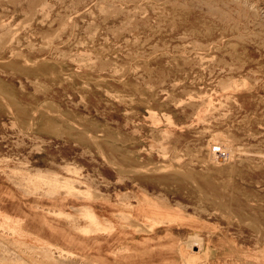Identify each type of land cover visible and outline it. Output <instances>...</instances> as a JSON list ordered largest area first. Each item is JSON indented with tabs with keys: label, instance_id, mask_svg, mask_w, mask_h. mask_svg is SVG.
<instances>
[{
	"label": "rangeland",
	"instance_id": "374dc122",
	"mask_svg": "<svg viewBox=\"0 0 264 264\" xmlns=\"http://www.w3.org/2000/svg\"><path fill=\"white\" fill-rule=\"evenodd\" d=\"M0 175L111 200L119 264H264V0H0ZM0 264L109 263L0 210Z\"/></svg>",
	"mask_w": 264,
	"mask_h": 264
},
{
	"label": "crops",
	"instance_id": "0c3cea01",
	"mask_svg": "<svg viewBox=\"0 0 264 264\" xmlns=\"http://www.w3.org/2000/svg\"><path fill=\"white\" fill-rule=\"evenodd\" d=\"M97 200L100 202L82 203L78 198L27 194L0 175V210L20 217L27 232L55 245L69 247L83 256L115 263L112 236L96 231L94 224L76 216L79 213L86 215V210H91L102 225L112 223L114 211L109 203L112 201Z\"/></svg>",
	"mask_w": 264,
	"mask_h": 264
},
{
	"label": "bare ground",
	"instance_id": "6f19581e",
	"mask_svg": "<svg viewBox=\"0 0 264 264\" xmlns=\"http://www.w3.org/2000/svg\"><path fill=\"white\" fill-rule=\"evenodd\" d=\"M2 100V99H1ZM53 116V115H52ZM50 122V121H49ZM48 122V123H49ZM49 129V128H48ZM170 168V167H169ZM168 168V169H169ZM174 173H175V175H174V177H172L173 179H183V180H187L186 179V175H188V174H185V172H179V170L178 171H174ZM191 178V177H190ZM242 216V215H241ZM260 228V227H259ZM255 230V229H254ZM259 230V229H258Z\"/></svg>",
	"mask_w": 264,
	"mask_h": 264
}]
</instances>
